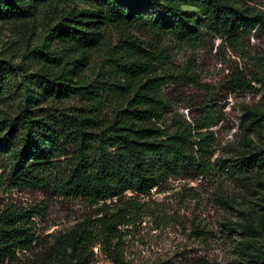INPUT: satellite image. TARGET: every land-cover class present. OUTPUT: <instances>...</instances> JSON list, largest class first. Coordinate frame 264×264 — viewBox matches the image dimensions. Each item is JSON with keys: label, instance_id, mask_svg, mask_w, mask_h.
<instances>
[{"label": "rangeland", "instance_id": "374dc122", "mask_svg": "<svg viewBox=\"0 0 264 264\" xmlns=\"http://www.w3.org/2000/svg\"><path fill=\"white\" fill-rule=\"evenodd\" d=\"M243 2L252 13H264V0ZM82 11L102 22L105 2L53 0L37 7L32 16L0 17V66L6 68L0 120L14 119L22 109L32 107L41 113L64 109L68 115L91 108L90 102L80 99L28 106L31 96L26 98L21 89L31 73L61 72L62 65L39 66L35 49L60 59L61 64L78 61L81 53L70 45L67 35ZM186 11L192 23L199 20L195 10ZM145 13L151 22H160L153 8ZM144 52L147 60L155 58V71L149 77L160 80L165 102L158 126L169 133L178 125L190 130L203 127L201 132L211 138V166L206 172L184 168L146 195L125 193L121 203L133 207L135 214L130 215V225L119 228L117 252L110 257L96 246L87 253L85 263L264 264V169L244 172L221 166L243 156H264V31H253L237 45L214 36L188 44L163 30L135 24L106 27L104 44L90 54L85 79L100 93L101 82L107 81L104 72H111V60L119 57L124 63ZM238 74L248 88L238 89L232 82ZM118 85L133 95L139 83L122 76ZM105 88L113 93L111 86ZM115 104L112 99L98 110L100 125L111 122ZM59 160L63 171L70 161ZM12 166V153L0 151V215L6 209L35 212L36 242L29 250L16 251V257L5 264H37L55 236L84 221L91 223L100 217L101 209L114 211L119 205L118 199L92 203L63 195L53 184L43 189L12 188L8 182Z\"/></svg>", "mask_w": 264, "mask_h": 264}, {"label": "trees", "instance_id": "16d2710c", "mask_svg": "<svg viewBox=\"0 0 264 264\" xmlns=\"http://www.w3.org/2000/svg\"><path fill=\"white\" fill-rule=\"evenodd\" d=\"M50 1L53 0H0V17L32 16L37 7ZM103 1L106 12L102 22L86 11L73 20L67 38L81 53L78 61L61 64L60 59L35 49L32 52L39 66L62 65L61 72L31 73L21 88L26 98L31 96L28 106L80 99L90 102L91 108L68 115L64 109L41 113L32 107L22 109L14 119L0 120V151L9 150L13 157L8 179L12 188L43 189L53 184L63 195L92 203L109 199L119 202L114 211L101 209L100 217L91 223L84 221L55 236L47 251L40 253L37 264H86L87 253L96 246L114 256L122 237L119 228L130 225V215L135 214L133 207L121 203L125 193L146 195L184 168L206 172L211 166V138L201 132L203 127L190 130L178 125L169 133L158 126L165 102L160 80L149 77L155 71L154 57L147 60L144 52L128 57L124 63L119 57L111 60V72H104L107 81L101 82L102 90L99 93L92 89L84 72L90 54L104 44L105 28L135 24L157 32L163 30L188 44L214 36L236 45L253 31H264V13H252L243 0ZM149 8L158 15L159 23L146 16ZM187 9L197 12L196 23L191 22ZM5 74V64H1L0 96L4 94ZM122 76L139 83L133 95L118 85ZM232 82L238 89L249 87L240 74ZM105 86H111L113 93H108ZM112 99L116 106L111 122L100 125L98 110L107 107ZM62 157L70 161L63 171L59 160ZM221 166L230 171L262 170L264 156H243ZM34 215L33 211L14 209L1 213L0 264L13 260L16 251L29 250L36 242ZM247 230L251 235L252 231ZM113 260L118 263L116 257Z\"/></svg>", "mask_w": 264, "mask_h": 264}]
</instances>
